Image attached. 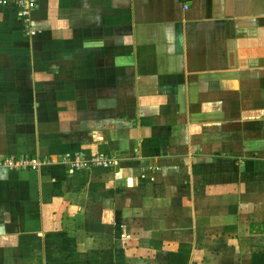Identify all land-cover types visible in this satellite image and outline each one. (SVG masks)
<instances>
[{"label": "crops", "instance_id": "1", "mask_svg": "<svg viewBox=\"0 0 264 264\" xmlns=\"http://www.w3.org/2000/svg\"><path fill=\"white\" fill-rule=\"evenodd\" d=\"M35 1L0 158L48 163L0 168V264H264V0Z\"/></svg>", "mask_w": 264, "mask_h": 264}, {"label": "built area", "instance_id": "2", "mask_svg": "<svg viewBox=\"0 0 264 264\" xmlns=\"http://www.w3.org/2000/svg\"><path fill=\"white\" fill-rule=\"evenodd\" d=\"M14 6L18 9L25 27L28 26V16L36 7L35 0H0V7ZM70 165L72 171L87 170L94 167L109 168L113 161L104 156H95L88 159L81 157L74 158L72 161H64ZM48 163V159L40 157H5L0 158V168L8 171L19 170H38L41 166ZM118 179V177H117Z\"/></svg>", "mask_w": 264, "mask_h": 264}]
</instances>
